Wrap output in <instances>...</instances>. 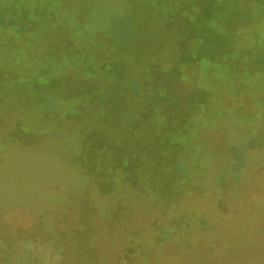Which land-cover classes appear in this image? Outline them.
Segmentation results:
<instances>
[{
	"label": "rangeland",
	"instance_id": "obj_1",
	"mask_svg": "<svg viewBox=\"0 0 264 264\" xmlns=\"http://www.w3.org/2000/svg\"><path fill=\"white\" fill-rule=\"evenodd\" d=\"M33 1L57 10L58 0ZM138 4L146 6L141 0ZM128 6L127 0H63L59 10L74 12L62 17L72 31H36L31 22L25 24V30L34 33L21 59L72 57L56 75L57 83L80 91L89 84L114 87L117 102L129 112L110 124L97 108L84 111V102L64 101L52 111L54 102L48 99L47 123L22 126L29 136L0 150V209L29 205L36 233L46 232L61 241L78 236L84 251H93L96 264H122L123 258L129 264H223L243 256L264 264V144L244 151L233 147L250 135L247 119L237 112L235 118L226 115L200 132L196 127L185 136L173 132L185 124L193 108L201 106L199 98L211 108L220 104L228 110L242 104L244 113H250L251 93L242 90L236 98L217 88L198 96V87L213 89L212 82L226 83L228 74L209 77L207 69L198 74V65L187 64L177 75L176 60L187 46L172 47L163 36L146 40L149 52L136 59L124 53L112 55L130 34ZM9 20L7 15L5 21ZM199 49L195 41L193 51L185 56L194 59ZM85 51L89 56H81ZM115 63L118 66L112 69ZM75 108L83 111L71 113ZM25 112L0 111L1 140L15 135ZM194 120L197 125L204 123L197 114ZM188 135L192 138L185 145ZM106 142L124 149L110 153ZM166 143L182 146L173 150ZM90 145L96 147L94 153H103L107 164L98 178L99 171L89 168ZM133 145L155 149L143 151L135 179H122L118 168L108 164ZM177 163L186 168L175 170ZM146 170L153 171L150 188H146ZM167 171L176 172L161 190L158 177Z\"/></svg>",
	"mask_w": 264,
	"mask_h": 264
},
{
	"label": "flooded vegetation",
	"instance_id": "obj_2",
	"mask_svg": "<svg viewBox=\"0 0 264 264\" xmlns=\"http://www.w3.org/2000/svg\"><path fill=\"white\" fill-rule=\"evenodd\" d=\"M199 2L203 4L198 6ZM173 16L170 19L173 32L161 36L164 37L163 41L172 47L187 46L182 57L176 60L179 66L177 71L184 69L187 64H196L198 74L200 69H207L208 76L217 73L229 75L226 74L225 79L228 80L226 83L213 81L212 84L216 85L213 89L198 87L197 89L201 90L198 96H203L204 91L210 94L221 88L228 95L236 98L242 94V90L250 92L253 100L252 111L244 113L242 104L228 110L220 104L211 108L205 98H199L201 106L193 108L185 124L177 125L173 132L185 136L195 127L200 132L226 115L231 119L235 118L236 113L239 112L249 122L251 133L242 145H233V147L244 151L263 146L264 0H197L192 7L176 9ZM6 37L9 36L0 33V69H9L6 62L10 52L4 49L5 44L3 45ZM195 41L199 42V47L201 46L199 54L194 59L190 56L186 57V53L193 51ZM117 66L118 64L115 63L112 69ZM178 72L177 75H181ZM172 74L174 76L176 73ZM1 77L0 74V79ZM7 86V82L0 81V104L11 103L8 97L2 98L3 94L7 95L4 89ZM210 112L213 114L211 115ZM196 114L204 121L203 124L197 125L194 120ZM17 127L18 131L10 139H0V150L12 141L23 142L29 136L30 132L25 136L22 123H18ZM185 128L188 129L186 132H184ZM188 138L192 137L188 135L185 140ZM33 218L29 205L22 209H19L18 205L0 209V264H96L93 262L95 259L93 251H84V243L79 241L78 236L68 241H61L60 238H53L46 232L36 233ZM171 233L175 234L176 231ZM78 255H81V258L78 259ZM122 261V264H129L130 260L123 258ZM260 263L263 264L262 261ZM223 264L259 263H254L253 259H246L243 256L237 261H224Z\"/></svg>",
	"mask_w": 264,
	"mask_h": 264
},
{
	"label": "trees",
	"instance_id": "obj_3",
	"mask_svg": "<svg viewBox=\"0 0 264 264\" xmlns=\"http://www.w3.org/2000/svg\"><path fill=\"white\" fill-rule=\"evenodd\" d=\"M62 1L63 0L57 1V10L53 12L49 11L47 6H45L46 4L40 1L0 0V33L10 38L3 40V45L5 44L4 49H8L10 52L7 56L8 62H6L9 69H0V74L2 75L0 81H5L8 84V86L4 88L7 95L3 94L2 98L6 99L8 97L11 101L10 104H0V111L11 108L26 109L22 126L27 128L28 124L33 122L39 124L47 123V120L44 121V119L45 115L49 113V111L46 112L45 109V102H47L48 99H52L54 102L52 111L58 109L55 108L57 104V106L61 108V103L64 101L73 102V104H75V102H84L81 106L84 111L89 112L91 108H97L106 123L115 124L129 111H126V109L117 102L119 99L116 98L117 91L114 87H94L93 84H83L84 90L80 91L81 88L69 90L66 86L57 83L55 80L59 71L65 69L70 64L72 57L67 56L64 61L61 60V57H50L42 60H36L35 58H29L28 60L21 59L28 51L33 41L32 36L34 30H25L24 26L26 23L31 22L36 31L40 29H49L58 33L61 31L70 32L69 29L71 30V28L68 29V27H65L66 25H70L67 20H63L62 17L65 14L66 17L67 14L70 16L74 12H61L59 9ZM138 1L139 0H127L129 3L127 14L129 15L128 22L131 29L130 34L126 42L120 43L111 51L113 52L112 55H116L117 53L130 54L134 59H136L138 55H146L149 52L145 47L147 46L146 40L149 41L161 35H170L173 32L170 19L174 17L175 10L180 7L185 9L192 7L193 3L197 0H141L145 3V7L139 6ZM131 14L132 16H130ZM7 15L11 20L6 22L5 19ZM16 18H18V21H16ZM16 37L19 39L15 40ZM93 52H91L92 55ZM89 54L88 51H85L81 56H89ZM95 57L96 56L93 55V58ZM54 71L57 72L54 73ZM30 94L35 97V100L31 99L29 96ZM74 98L76 100L71 101ZM92 99L93 101L97 99V101L93 103ZM82 109H72L71 113L77 114L83 111ZM114 113L116 118L110 119ZM31 114L34 115V117H32ZM68 114L66 115L68 116ZM109 119L110 121H108ZM187 142L188 140L184 142L185 145ZM174 144L176 143H166L164 145L170 146L173 150H176L178 146H182L180 143H178V146ZM105 147L110 153H119L118 151L120 149H124L122 146H120L119 149L117 144L112 146V144H108V142H106ZM93 148L96 149V147L92 145L88 148V155L91 163L89 168L90 170L97 169L99 171L96 175L98 178L100 173H105L104 170L107 168V164L102 161L103 153H94ZM116 149L118 151L113 152ZM152 149H155V147H151V145H133L125 148L122 153L120 152L121 155L113 158L108 166H116L121 173L120 177H122V179H135L140 168L139 164L142 163L140 159L141 154L143 151L144 153L145 151H153ZM160 155L163 156V153L161 152ZM183 166L184 165L177 163L174 169L179 171L182 168L183 170L186 168ZM151 170H146L145 173L146 181L148 182L146 188H150V186L153 185L150 176L154 170ZM172 172H162V176L159 175L158 180L160 181L158 183L160 184L162 181V186H159L161 190L167 188L169 182L173 179L174 176L172 175L176 171Z\"/></svg>",
	"mask_w": 264,
	"mask_h": 264
}]
</instances>
